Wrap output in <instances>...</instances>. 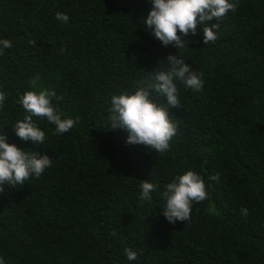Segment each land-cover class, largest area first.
<instances>
[{
    "label": "trees",
    "instance_id": "1",
    "mask_svg": "<svg viewBox=\"0 0 264 264\" xmlns=\"http://www.w3.org/2000/svg\"><path fill=\"white\" fill-rule=\"evenodd\" d=\"M235 2L206 22L220 25L214 42L204 44L201 24L179 50L144 24L152 0H0V40L12 44L0 55V131L52 159L41 176L0 193L5 264H264V0ZM170 55L202 73L203 88L175 80L177 133L159 153L128 144L109 109L113 95L168 70ZM43 89L62 97L54 108L76 123L60 134L34 116L46 137L36 144L12 126L28 115L20 97ZM188 170L205 181L207 199L192 203L188 221L170 223L162 193ZM142 180L157 186L150 202L139 199Z\"/></svg>",
    "mask_w": 264,
    "mask_h": 264
},
{
    "label": "clouds",
    "instance_id": "2",
    "mask_svg": "<svg viewBox=\"0 0 264 264\" xmlns=\"http://www.w3.org/2000/svg\"><path fill=\"white\" fill-rule=\"evenodd\" d=\"M235 0H152V8L144 21L147 29L164 46L174 45L183 49L190 42L189 35L196 36L198 25L203 24V42L208 44L217 39L216 29L218 21L229 11L237 8ZM56 19L67 23L68 15L56 13ZM30 43H35L31 41ZM11 41L0 40V55L3 50L11 48ZM168 70L156 69L150 72L148 79L138 82L134 94L127 92L113 95L111 99L110 117L111 129H123L127 133V143L144 145L152 151L164 153L170 147V141L177 133V126L169 115L170 108H180L176 79L186 86L201 90L202 73L193 71L184 59L170 55L167 58ZM35 83V82H34ZM62 99L54 90L26 91L18 103L23 106L28 115L18 120L13 127L16 135L24 141L44 144L45 132L34 123L33 117L46 118L55 125L56 132L63 134L70 131L76 121L71 118H62L52 104V98ZM156 97H166V105L157 102ZM7 99L0 91V108ZM52 159L40 152L25 151L16 144L9 143L4 130L0 131V193L5 191L4 185L16 187L23 185L32 176L39 177L51 167ZM209 180H219V174L209 177ZM156 185L148 180L140 183V201H151ZM166 206L163 215L170 223L188 221L190 219L192 203L207 199L206 184L203 178L193 170L175 176L165 187L162 193ZM247 215L246 208L241 209ZM128 260L137 259V252L131 248L125 249ZM0 264H5L0 257Z\"/></svg>",
    "mask_w": 264,
    "mask_h": 264
}]
</instances>
